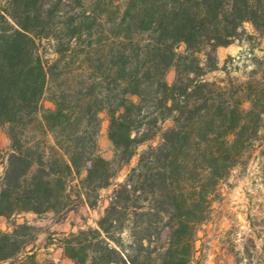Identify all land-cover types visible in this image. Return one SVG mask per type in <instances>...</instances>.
Wrapping results in <instances>:
<instances>
[{
    "label": "trees",
    "instance_id": "trees-1",
    "mask_svg": "<svg viewBox=\"0 0 264 264\" xmlns=\"http://www.w3.org/2000/svg\"><path fill=\"white\" fill-rule=\"evenodd\" d=\"M248 23L264 37V0H0V127L11 140L0 220L64 214L77 201L95 209L160 138L97 228L60 244L74 264H193L220 184L264 129L254 82L206 79ZM103 113L113 160L99 145ZM36 233L28 221L0 230V264H41L27 253Z\"/></svg>",
    "mask_w": 264,
    "mask_h": 264
},
{
    "label": "rangeland",
    "instance_id": "rangeland-1",
    "mask_svg": "<svg viewBox=\"0 0 264 264\" xmlns=\"http://www.w3.org/2000/svg\"><path fill=\"white\" fill-rule=\"evenodd\" d=\"M244 30L245 34L234 44L217 50L219 70L208 74L206 79H228L229 73L233 80L236 79L234 84L251 81L256 90L264 91V37L259 36L249 23ZM185 49V45L179 46L178 53L185 52ZM200 57L205 59L204 55ZM226 66L228 69L224 70ZM175 79L176 69L171 68L167 75L168 83L174 84ZM43 106L49 110L55 108L48 98L44 99ZM101 118L100 149L107 160H113L114 148L108 138L109 119L106 113ZM172 125V120H168L163 128L166 130ZM160 142L157 138L139 148L138 155L119 172L112 185L101 191L100 203L95 209L77 201L75 210L64 214L37 216L27 213L12 219L2 218L0 230L12 231L16 225L28 221L37 228L35 241L27 249L28 254H34L41 264H74L60 244L63 235L97 228L111 195L126 181L131 169L137 166L141 153L150 147H157ZM0 149L1 183L11 149L6 127H0ZM196 249L193 264H264V129L250 154L220 184L211 216L200 229Z\"/></svg>",
    "mask_w": 264,
    "mask_h": 264
}]
</instances>
